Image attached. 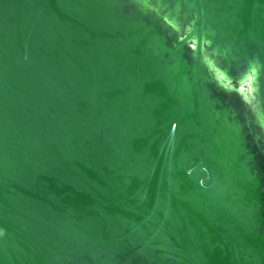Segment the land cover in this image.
<instances>
[{
    "label": "water",
    "instance_id": "95a60500",
    "mask_svg": "<svg viewBox=\"0 0 264 264\" xmlns=\"http://www.w3.org/2000/svg\"><path fill=\"white\" fill-rule=\"evenodd\" d=\"M0 264H264V0H0Z\"/></svg>",
    "mask_w": 264,
    "mask_h": 264
}]
</instances>
